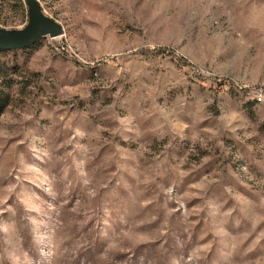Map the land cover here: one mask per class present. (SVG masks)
Instances as JSON below:
<instances>
[{
  "label": "rangeland",
  "instance_id": "obj_1",
  "mask_svg": "<svg viewBox=\"0 0 264 264\" xmlns=\"http://www.w3.org/2000/svg\"><path fill=\"white\" fill-rule=\"evenodd\" d=\"M35 1L62 34L0 57V264H264V0Z\"/></svg>",
  "mask_w": 264,
  "mask_h": 264
},
{
  "label": "water",
  "instance_id": "obj_2",
  "mask_svg": "<svg viewBox=\"0 0 264 264\" xmlns=\"http://www.w3.org/2000/svg\"><path fill=\"white\" fill-rule=\"evenodd\" d=\"M27 23L20 30L0 28V51H20L32 46L41 38H57L62 29L52 19L42 14L35 0H24Z\"/></svg>",
  "mask_w": 264,
  "mask_h": 264
},
{
  "label": "trees",
  "instance_id": "obj_3",
  "mask_svg": "<svg viewBox=\"0 0 264 264\" xmlns=\"http://www.w3.org/2000/svg\"><path fill=\"white\" fill-rule=\"evenodd\" d=\"M7 1V0H0ZM29 48L23 49L28 50ZM11 52V51H10ZM10 52H1L0 57L7 55ZM17 67L14 64H10L7 61L0 60V114L3 113L5 108L10 104V92L12 86L14 84L13 79H11V75H15L18 72Z\"/></svg>",
  "mask_w": 264,
  "mask_h": 264
},
{
  "label": "built area",
  "instance_id": "obj_4",
  "mask_svg": "<svg viewBox=\"0 0 264 264\" xmlns=\"http://www.w3.org/2000/svg\"><path fill=\"white\" fill-rule=\"evenodd\" d=\"M252 100L256 104H262V105H264V89L263 90H258L256 92H254L253 95H252Z\"/></svg>",
  "mask_w": 264,
  "mask_h": 264
}]
</instances>
